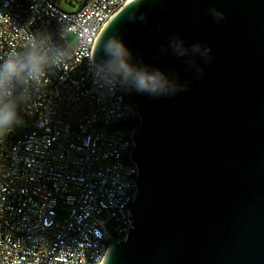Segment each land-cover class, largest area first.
<instances>
[{"label": "water", "instance_id": "95a60500", "mask_svg": "<svg viewBox=\"0 0 264 264\" xmlns=\"http://www.w3.org/2000/svg\"><path fill=\"white\" fill-rule=\"evenodd\" d=\"M110 36L173 92L118 83L138 114L136 191L101 264H264V0H129L99 32L94 64Z\"/></svg>", "mask_w": 264, "mask_h": 264}, {"label": "built area", "instance_id": "2783aa9c", "mask_svg": "<svg viewBox=\"0 0 264 264\" xmlns=\"http://www.w3.org/2000/svg\"><path fill=\"white\" fill-rule=\"evenodd\" d=\"M127 1L86 0L70 12L52 0H0V57L38 31L66 52L61 67L21 86L22 131L0 132V264H101L127 235L138 114L92 60L99 32Z\"/></svg>", "mask_w": 264, "mask_h": 264}, {"label": "clouds", "instance_id": "9594fccd", "mask_svg": "<svg viewBox=\"0 0 264 264\" xmlns=\"http://www.w3.org/2000/svg\"><path fill=\"white\" fill-rule=\"evenodd\" d=\"M212 11L217 20L224 19L223 12ZM207 51L211 52V48ZM103 52L107 59L103 64L96 65L94 71L105 83H119L128 93L146 94L154 98L172 94L173 89L162 73L150 72L130 62L132 52L122 39L110 36ZM65 56V50L54 45L46 32L38 31L31 34L27 47L0 57V132L24 123L25 92L21 86L39 81L50 68L61 67Z\"/></svg>", "mask_w": 264, "mask_h": 264}, {"label": "rangeland", "instance_id": "374dc122", "mask_svg": "<svg viewBox=\"0 0 264 264\" xmlns=\"http://www.w3.org/2000/svg\"><path fill=\"white\" fill-rule=\"evenodd\" d=\"M62 9L64 10H68V11H73L77 8V5L74 7H70L68 5V2H70L71 0H54ZM73 1V0H72ZM67 40L70 43H74L75 42V37L73 34L69 33L67 34Z\"/></svg>", "mask_w": 264, "mask_h": 264}, {"label": "trees", "instance_id": "16d2710c", "mask_svg": "<svg viewBox=\"0 0 264 264\" xmlns=\"http://www.w3.org/2000/svg\"><path fill=\"white\" fill-rule=\"evenodd\" d=\"M52 1H54V0H52ZM75 0H71L70 2H74ZM78 2L80 1V0H77ZM55 2V1H54ZM56 3V2H55ZM138 120H135L134 122H132L131 123V127H133L134 125H135V123L137 122ZM15 130L16 131H10L9 133H7L6 135H8V137L9 138H12L13 136H15L18 132H21L22 131V127H21V125L19 126V127H15Z\"/></svg>", "mask_w": 264, "mask_h": 264}]
</instances>
